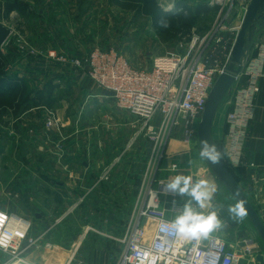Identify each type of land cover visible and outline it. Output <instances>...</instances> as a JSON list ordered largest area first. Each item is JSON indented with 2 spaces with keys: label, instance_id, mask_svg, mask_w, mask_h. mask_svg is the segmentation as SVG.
<instances>
[{
  "label": "rangeland",
  "instance_id": "374dc122",
  "mask_svg": "<svg viewBox=\"0 0 264 264\" xmlns=\"http://www.w3.org/2000/svg\"><path fill=\"white\" fill-rule=\"evenodd\" d=\"M6 1L18 3L8 16L2 9ZM177 1L158 0L166 10ZM185 1L193 6L207 0ZM240 6L231 12L235 25L245 12ZM216 15L202 14L192 31L207 32ZM0 22L11 31L0 44L9 55L8 71L22 77L33 95L46 89L38 105L29 103L19 113L0 107V207L27 216L31 234H44L41 243H52L39 251L41 264L69 259L71 264H116L132 218L117 219L120 195L104 185V172L112 163L140 170L143 203L159 184L155 173L170 135L162 129L154 148L155 140L145 132L136 136L140 122L69 59H84L94 48L115 49L132 66L150 69L154 56L179 50L188 35L165 34L150 16L124 9L117 0H0ZM48 91L53 101L46 98ZM159 119L158 112L154 122Z\"/></svg>",
  "mask_w": 264,
  "mask_h": 264
},
{
  "label": "built area",
  "instance_id": "2783aa9c",
  "mask_svg": "<svg viewBox=\"0 0 264 264\" xmlns=\"http://www.w3.org/2000/svg\"><path fill=\"white\" fill-rule=\"evenodd\" d=\"M217 6L214 25L201 34L192 31L180 41L181 48L154 56L150 69L132 66L128 59L115 49L94 48L83 59L70 58V62L83 69L98 86L112 93L116 104L140 122L136 136L145 132L157 141L160 131L171 135L182 130L184 140L195 142V134L201 120L207 99L218 75L226 63L221 54L226 50L225 33L231 28V12L246 8L249 0H207ZM216 48L219 53L216 56ZM258 61L251 70L247 87L237 95L236 107L226 115L229 156L237 160L245 146L248 122L253 115L252 97L259 90L256 78L262 73L264 62V42L258 47ZM52 56L56 51H51ZM66 60L64 56L60 57ZM160 113L156 124L154 117ZM159 128V130L157 129ZM175 165V167H173ZM172 168H176L174 163ZM110 167L104 172L107 177ZM162 187V188H161ZM176 195L160 184L159 189H150L149 197L142 204L128 227L126 245L116 264H234L241 256L229 249L220 229L207 238L185 239L174 229L175 219L168 217L162 205L160 194ZM0 215L5 217L0 225V235L10 239L0 250L9 255V264H41L31 259L30 252L50 248L52 243H41L44 236L31 234L32 221L23 214L0 207ZM255 238L245 240L244 253L253 254L257 250ZM64 264H71V259ZM78 264H82L79 262Z\"/></svg>",
  "mask_w": 264,
  "mask_h": 264
},
{
  "label": "crops",
  "instance_id": "0c3cea01",
  "mask_svg": "<svg viewBox=\"0 0 264 264\" xmlns=\"http://www.w3.org/2000/svg\"><path fill=\"white\" fill-rule=\"evenodd\" d=\"M234 23L235 20H232L230 23L231 27L235 26ZM236 33L237 32L232 28L226 31V50L232 47ZM262 42H264V27L258 26L248 50L244 67L236 82L228 91L226 98L223 100V105L219 107L216 113L212 133L215 142L222 147L224 157L245 195L256 207L264 221V62L262 64V73L256 78L259 90L255 92L252 97L253 115L248 122L245 146L237 160L229 156L227 149L228 139L226 137L228 128L226 115L228 111L234 110L236 107L237 95L250 83L251 70L255 67L254 64H256V61H258V47ZM216 50L217 56L219 49L216 48ZM226 53L227 52L219 56L223 64L226 63L229 56ZM175 131L172 132L166 141L165 152L161 159V166L158 168L159 171L155 173V175H159L157 179L159 183L157 189L160 188V184L167 185L177 175L192 176L194 183L199 180H205L207 182L209 189L212 190V198L206 201V207L201 209L198 204L187 195L181 196L176 194L174 196L161 193L165 198L161 200V203L166 208L168 217L175 219L183 212L184 206L188 203H191L192 207L196 209L197 212H201L205 215L210 211H215L218 219L221 221V228L219 230L221 236L226 240L229 249L236 250L241 255L234 264H264V245L256 235L255 229L248 217L245 215L243 218H239L229 211V209L237 203L213 173L206 159L200 156L201 150L196 147L195 142H186L182 132L177 133ZM146 140L152 142L148 138ZM153 142H155L153 145L154 148L157 141ZM174 163L177 164L176 168H172ZM125 164L126 163H120L117 165L112 163L109 166L110 169L106 177L108 182H104V185L111 184L109 188L112 190L111 193L120 195L118 199V204L120 205L118 209L120 210H117V212L115 211L116 217L120 223L125 221L124 219L133 218L149 197L148 191V195L142 203L143 174L135 167L131 169L127 167L129 164H126V166ZM85 166L90 169L93 168L91 163L89 165L86 163ZM116 187H119V192L116 191ZM152 189L154 188L152 187ZM216 205L224 207L229 211L235 223H230L224 219L216 208ZM116 226L119 227V225L114 224L113 228H116ZM247 238H255L257 241L258 247L253 254L244 253L245 240ZM37 254L38 251L33 250L28 256L35 260V258L39 256V254ZM259 254L262 255V260L258 258ZM0 258L4 259L0 261V264H9V255L4 251L0 250ZM38 261H40L39 258ZM82 264L84 263L82 262Z\"/></svg>",
  "mask_w": 264,
  "mask_h": 264
},
{
  "label": "water",
  "instance_id": "95a60500",
  "mask_svg": "<svg viewBox=\"0 0 264 264\" xmlns=\"http://www.w3.org/2000/svg\"><path fill=\"white\" fill-rule=\"evenodd\" d=\"M258 26L264 27V0H249L241 23L237 27V33L225 67L218 75L213 87L210 90L206 107L198 124L197 134L198 147L200 150H202L204 142H207L209 146H214L216 151L219 153L212 133L213 122L225 96L232 85L236 82L244 67L248 50L250 48L255 30ZM10 32V29L0 22V44L4 43L10 35ZM206 161L216 177L228 190L234 201L236 203L243 202L246 209V216L252 223L256 235L264 245V221L262 220L256 207L245 195L243 189L230 171L229 167L226 165L225 161L222 159L221 155L219 154L217 162H212L209 159H206ZM216 208L219 210V213L224 219L230 223H235L230 212L224 207L216 205ZM258 258L261 260L263 259L261 254L258 255Z\"/></svg>",
  "mask_w": 264,
  "mask_h": 264
},
{
  "label": "trees",
  "instance_id": "16d2710c",
  "mask_svg": "<svg viewBox=\"0 0 264 264\" xmlns=\"http://www.w3.org/2000/svg\"><path fill=\"white\" fill-rule=\"evenodd\" d=\"M119 5L127 10L142 12L146 16L153 19L154 26L168 34L170 30L182 31L189 35L192 28L196 24L198 17L202 14L218 10L217 6L210 5L207 1L189 5L185 0H178L172 9L166 10L158 0H117ZM18 3L15 1H6L3 6V13L8 16L12 11L16 10ZM161 21L167 22V27L163 26ZM9 55L5 54L0 46V107L9 106L15 113L25 110V106L29 103L38 105L41 99L45 97L43 89L36 95L29 90V86L22 77L8 71ZM54 88V83L49 84L48 90ZM49 92L46 97L48 101H53L54 97ZM219 154L229 167L222 147L217 144ZM233 174V172H232ZM234 175V174H233ZM236 178V177H235Z\"/></svg>",
  "mask_w": 264,
  "mask_h": 264
},
{
  "label": "clouds",
  "instance_id": "9594fccd",
  "mask_svg": "<svg viewBox=\"0 0 264 264\" xmlns=\"http://www.w3.org/2000/svg\"><path fill=\"white\" fill-rule=\"evenodd\" d=\"M162 25L167 27L166 21H161ZM200 156L217 162L219 153L214 146H209L204 142ZM175 167V165H173ZM167 189L178 195H187L191 197L203 209L206 207L205 202L211 200L212 190L205 180L193 182L192 176L177 175L167 185ZM236 217L243 218L246 215V209L243 202L235 204L229 209ZM5 217L0 215V225L4 223ZM179 237L185 239H200L207 238L211 233L221 228V221L218 219L215 211H210L208 214L197 212L188 203L184 206L183 212L178 215L172 225ZM10 237L7 234L0 235V246L6 247Z\"/></svg>",
  "mask_w": 264,
  "mask_h": 264
}]
</instances>
